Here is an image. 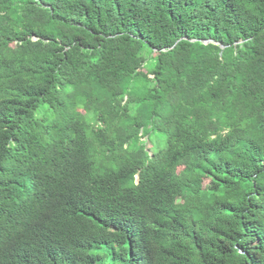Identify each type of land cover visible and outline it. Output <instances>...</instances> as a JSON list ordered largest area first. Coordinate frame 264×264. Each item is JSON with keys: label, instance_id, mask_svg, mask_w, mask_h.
<instances>
[{"label": "trees", "instance_id": "16d2710c", "mask_svg": "<svg viewBox=\"0 0 264 264\" xmlns=\"http://www.w3.org/2000/svg\"><path fill=\"white\" fill-rule=\"evenodd\" d=\"M0 264H264V0H0Z\"/></svg>", "mask_w": 264, "mask_h": 264}, {"label": "rangeland", "instance_id": "374dc122", "mask_svg": "<svg viewBox=\"0 0 264 264\" xmlns=\"http://www.w3.org/2000/svg\"><path fill=\"white\" fill-rule=\"evenodd\" d=\"M141 56L146 60L145 62V70H148V68H151L153 65V61L151 59H148L149 57V52L144 49L141 53Z\"/></svg>", "mask_w": 264, "mask_h": 264}, {"label": "water", "instance_id": "95a60500", "mask_svg": "<svg viewBox=\"0 0 264 264\" xmlns=\"http://www.w3.org/2000/svg\"><path fill=\"white\" fill-rule=\"evenodd\" d=\"M206 43V42H205Z\"/></svg>", "mask_w": 264, "mask_h": 264}]
</instances>
